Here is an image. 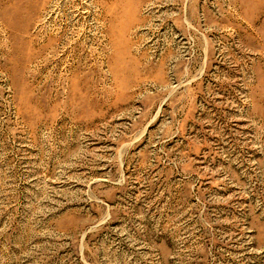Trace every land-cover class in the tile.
Segmentation results:
<instances>
[{
	"label": "rangeland",
	"instance_id": "1",
	"mask_svg": "<svg viewBox=\"0 0 264 264\" xmlns=\"http://www.w3.org/2000/svg\"><path fill=\"white\" fill-rule=\"evenodd\" d=\"M0 264H264V0H0Z\"/></svg>",
	"mask_w": 264,
	"mask_h": 264
}]
</instances>
